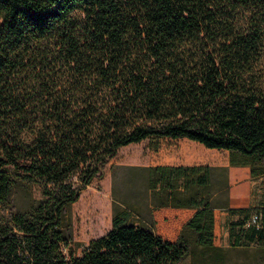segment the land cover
Wrapping results in <instances>:
<instances>
[{
	"label": "trees",
	"instance_id": "trees-1",
	"mask_svg": "<svg viewBox=\"0 0 264 264\" xmlns=\"http://www.w3.org/2000/svg\"><path fill=\"white\" fill-rule=\"evenodd\" d=\"M160 140L226 151L264 177V0H0V264H227L214 194L231 249L264 262V206L228 208L227 175L206 166L145 170L156 208L195 210L172 239L122 212L69 251L80 192L121 148ZM16 185L41 190L28 214Z\"/></svg>",
	"mask_w": 264,
	"mask_h": 264
},
{
	"label": "rangeland",
	"instance_id": "rangeland-1",
	"mask_svg": "<svg viewBox=\"0 0 264 264\" xmlns=\"http://www.w3.org/2000/svg\"><path fill=\"white\" fill-rule=\"evenodd\" d=\"M193 146L192 143L184 140H160L157 143L146 141L121 148L116 157L106 165L102 177L86 186L80 192L78 201L67 210L65 221L71 228L69 251L78 256L90 240L108 233L112 229V219L115 214L127 212L129 222L137 223L134 207L137 206L138 211H145L146 194L149 192L148 194L152 195L147 189L151 175L145 171L148 168L176 163L185 157L193 156L201 163L216 164V167L212 168L217 171L219 180L227 175L219 167V163L229 160L227 153L207 150L201 145H197L196 148ZM243 176V174L237 176L233 186L246 179ZM73 182L79 184L77 176L73 178ZM250 182L251 199L248 207L251 208L253 215L257 208L264 206V177L250 178ZM41 199L43 196L37 185H16L11 195V203L16 212L24 215L32 211L34 201ZM9 220V211L0 208V224ZM160 231L172 235L170 230L162 228ZM223 237L218 230L219 241ZM65 253L68 254V248L65 249ZM226 255L227 264H264L260 259L261 252L254 247L246 251L233 250L230 247L226 250ZM179 264H192V257L187 256Z\"/></svg>",
	"mask_w": 264,
	"mask_h": 264
},
{
	"label": "crops",
	"instance_id": "crops-1",
	"mask_svg": "<svg viewBox=\"0 0 264 264\" xmlns=\"http://www.w3.org/2000/svg\"><path fill=\"white\" fill-rule=\"evenodd\" d=\"M187 141V140H184ZM189 142V141H188ZM193 147H198V144H193ZM224 153L228 152L223 151ZM196 157H185L181 161L176 163H168L161 166H154V167H198V166H206L209 168L216 167V164L206 163V162H199ZM219 167L221 171H226L227 174V183H228V208L232 209H240V208H247L250 204V173L247 167H231L229 164V160L226 159L224 162L219 163ZM213 177L216 179L218 176L217 171L212 168ZM223 174V173H222ZM243 174L246 179H243L242 182L239 181L235 183L233 186V182L237 180V176ZM243 176V177H244ZM221 182L224 183V177L221 178ZM247 182V183H246ZM232 185V186H231ZM235 187V189H233ZM224 190V186L222 185V191ZM249 191V192H247ZM147 192L145 197V211L140 212L137 210V206L134 208V216L137 221L143 222H153L159 229H166L172 231V235L169 237L172 239L175 232L180 231L183 228V225L193 216L195 210L191 208H176L173 207V202L168 199L167 201L163 202L162 207H157V201L153 196L148 194ZM247 193V194H246ZM212 199L215 209L214 213L216 217H218V230H220L221 234H223V239L218 241V246L224 250L230 248V239H229V231H228V223L232 217L230 213L225 208H220V206L224 203V198L221 197L218 199L217 195L214 194ZM218 203L220 206L218 207ZM144 220H143V219Z\"/></svg>",
	"mask_w": 264,
	"mask_h": 264
},
{
	"label": "built area",
	"instance_id": "built-area-1",
	"mask_svg": "<svg viewBox=\"0 0 264 264\" xmlns=\"http://www.w3.org/2000/svg\"><path fill=\"white\" fill-rule=\"evenodd\" d=\"M257 221H258V217L257 216H253L251 222L253 224H255V223H257Z\"/></svg>",
	"mask_w": 264,
	"mask_h": 264
}]
</instances>
